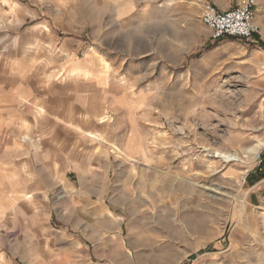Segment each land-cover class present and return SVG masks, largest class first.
Instances as JSON below:
<instances>
[{
	"label": "rangeland",
	"instance_id": "rangeland-1",
	"mask_svg": "<svg viewBox=\"0 0 264 264\" xmlns=\"http://www.w3.org/2000/svg\"><path fill=\"white\" fill-rule=\"evenodd\" d=\"M201 1L0 0V264H264V0Z\"/></svg>",
	"mask_w": 264,
	"mask_h": 264
},
{
	"label": "built area",
	"instance_id": "built-area-1",
	"mask_svg": "<svg viewBox=\"0 0 264 264\" xmlns=\"http://www.w3.org/2000/svg\"><path fill=\"white\" fill-rule=\"evenodd\" d=\"M234 6L221 11L209 1H201L199 16L203 24L211 31L212 37H236L252 40L260 33L255 21L258 8L257 0H234Z\"/></svg>",
	"mask_w": 264,
	"mask_h": 264
},
{
	"label": "crops",
	"instance_id": "crops-1",
	"mask_svg": "<svg viewBox=\"0 0 264 264\" xmlns=\"http://www.w3.org/2000/svg\"><path fill=\"white\" fill-rule=\"evenodd\" d=\"M211 1L213 2V4L215 6H217L218 9H220L222 11L229 9L233 5V1L232 0H211ZM77 70H81L80 66L75 68L72 72H75ZM85 72H87V71H85ZM75 74H77V73L75 72ZM83 75L85 77L88 76V75H85L84 73H83ZM106 116H107L106 114H103V115L100 116L99 119L101 120V122L105 121V117ZM89 119L90 118H88L87 120H89ZM29 139L30 138L26 136L25 140H29ZM8 184H10V183L8 182ZM2 185H3V183H2ZM4 197H6L8 200H10V204H12V202L14 203L15 199H16V195L15 194H10L8 196L5 195ZM30 198H31V195L29 193H25L24 194V200L25 201H29ZM0 259H2L1 255H0Z\"/></svg>",
	"mask_w": 264,
	"mask_h": 264
},
{
	"label": "bare ground",
	"instance_id": "bare-ground-1",
	"mask_svg": "<svg viewBox=\"0 0 264 264\" xmlns=\"http://www.w3.org/2000/svg\"><path fill=\"white\" fill-rule=\"evenodd\" d=\"M264 146V140H259L253 147H251L250 149H248L242 156L245 157V158H249L253 155H255L262 147ZM217 153V152H216ZM217 155L222 158L223 160L225 161H231V160H236V158L238 157V154H233V155H230V154H224L221 152L217 153ZM216 156V155H215ZM240 157H238L237 159H239ZM253 158V157H252ZM242 160V159H241ZM247 160V159H246ZM244 162V161H243Z\"/></svg>",
	"mask_w": 264,
	"mask_h": 264
},
{
	"label": "trees",
	"instance_id": "trees-1",
	"mask_svg": "<svg viewBox=\"0 0 264 264\" xmlns=\"http://www.w3.org/2000/svg\"><path fill=\"white\" fill-rule=\"evenodd\" d=\"M259 45L264 48V43L263 42L259 41Z\"/></svg>",
	"mask_w": 264,
	"mask_h": 264
}]
</instances>
